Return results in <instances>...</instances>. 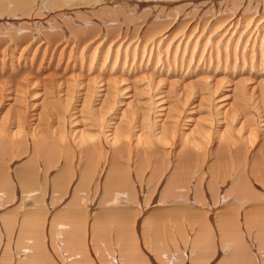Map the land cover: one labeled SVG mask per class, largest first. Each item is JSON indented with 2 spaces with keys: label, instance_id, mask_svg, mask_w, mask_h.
<instances>
[{
  "label": "bare ground",
  "instance_id": "obj_1",
  "mask_svg": "<svg viewBox=\"0 0 264 264\" xmlns=\"http://www.w3.org/2000/svg\"><path fill=\"white\" fill-rule=\"evenodd\" d=\"M45 1L0 0V25L9 27L3 29L7 37L22 33L24 35L19 37L23 40L28 33L21 31H28L30 26L34 29L30 28L28 46L19 49V55L34 47L39 50L44 40L45 44L52 43L49 45L57 48L67 44L78 47L74 48L86 55L87 63L82 58L80 62L74 58L64 63L66 75H75L77 65L83 70L81 81L67 82L60 76L56 82L50 81L53 84L43 92L37 90V83L30 82L34 84V92L30 90L32 93L26 91L25 94L46 100L45 103L41 100V108H36L39 100L22 104L25 91L19 89L7 93L9 108L0 104V264H264V202L262 193L251 197L253 187L249 184L251 181L248 182L264 175V160L256 152L260 148L247 149L246 143H242L244 137L238 133L253 128L250 127L254 125L253 119L249 121L248 116L257 112L264 115V100L252 87L237 88L246 79L241 77L235 84L240 94L230 90L231 94L228 88L235 82L227 78L224 70L213 73L219 61L224 64L223 69L226 67L227 58L231 73L243 74L241 67L246 60L255 68L253 60L257 50L260 68L256 74H261L264 24L256 20L259 17L246 18L248 22L240 24L239 7L231 15L227 14L229 19H216L207 28L204 22L199 29L188 28L189 25L183 26V23L173 28L177 18L163 22L159 17L148 27V19L154 16L150 12L151 17H145V22L133 32L134 36L128 38V34L122 35L118 28L107 35L108 31L85 27L90 18L100 16L105 10L97 8L98 0H48L47 6ZM136 1L141 3V0ZM45 7L47 12L44 13L41 8ZM121 10H106L109 18L99 27L105 28L114 19L117 21L123 14ZM3 17H11L15 22L7 26L10 22ZM16 21L21 22L18 29ZM125 30H129L128 27ZM109 49L113 58L110 56L108 61ZM246 49L250 56L246 55ZM120 52L122 55L117 60ZM236 60L240 64L234 69ZM199 61L204 64L203 68L212 64V69L203 70L198 66ZM161 62L175 64V71L182 78L179 84L166 82L165 77L175 76L176 72L168 75L160 66ZM185 77L190 80L186 82ZM123 82L139 83V86L125 87ZM160 83L169 84L168 89L162 87L164 92L159 91ZM63 97L75 99L81 106L86 101L85 109L77 111V107ZM258 98L263 100L261 107H256ZM211 115L217 119H211ZM133 117L137 119L129 128V119ZM226 117H229L227 126L234 123L232 129L236 134L230 135L227 130V135L223 131L230 128L222 124ZM263 117L259 116V122L264 128ZM206 118L210 119V127L205 125ZM14 120L17 128L14 124L10 127L12 130H6L7 124L11 122L13 126ZM206 128H215L217 142L206 148L202 161L199 156L203 143L199 136ZM20 130L24 131V138ZM177 130V137H173L176 140L166 144L164 134ZM16 147H19L18 152ZM132 148L142 152L131 153ZM228 162L248 163L250 169L231 170L230 185L213 196L209 204V197L202 191L203 178L207 175L216 179L222 174L220 177L226 182ZM149 165L153 166L151 175L157 174L165 181L161 190L154 191L155 198L160 191L159 197L168 202H164L165 214L148 212L151 204H143V196L140 197L144 191L137 194V199L140 198L137 202L133 201L134 193H140L141 188L131 179L138 178ZM81 194H88V198L96 194L99 199H90L83 209ZM239 194L249 198L246 202L257 201L242 210L241 227H237L239 223L235 219L223 215L226 209L235 208L225 207V204H236ZM151 203L159 201L156 198Z\"/></svg>",
  "mask_w": 264,
  "mask_h": 264
},
{
  "label": "rangeland",
  "instance_id": "obj_2",
  "mask_svg": "<svg viewBox=\"0 0 264 264\" xmlns=\"http://www.w3.org/2000/svg\"><path fill=\"white\" fill-rule=\"evenodd\" d=\"M104 1V3H106V4H103L102 2ZM98 0V5H97V8L99 9V8H101V9H105V10H103L104 12L102 13V11L100 12V16L99 15H95V16H93L94 17V19L93 18H90L87 22H88V24H86L85 25V27H89V28H91V27H93V31H98V30H104V33H106V31H108L107 32V35H109L110 33H113V29H117V31L120 29V31H122V35H123V33H125V34H128V38H132L133 36H134V34H133V32L136 30V28H138L139 26H141V24H143L144 22H145V19L147 18V16L148 17H151V13H152V15L154 14V16H152V18L151 19H148L149 20V22H147V26L149 27L150 25H152L153 23H155V20L157 19L156 17H159L158 18V20L159 21H163V22H166V20H172L173 18H177L178 19V21H177V23H176V21H175V26L173 25V28L175 27L176 28V26L179 24L180 25V23H183L182 25L183 26H185V25H189V27L188 28H191V27H197L198 29L199 28H203V26H204V24L206 25V28L207 27H210V26H208V25H213L214 24V21L216 20V19H221V18H230V17H228L229 15H231L232 14V12H233V10L235 11V10H237L239 7H240V10L238 9V17L239 18H242L243 20H246V21H243L242 19H241V22H240V24L242 23V22H248L247 21V19L248 18H257V17H259L258 19H256V20H258L259 22H261L262 24H264V0H173V2H172V0H153V2H150L151 0H141L140 2L141 3H139V2H137L136 0H134V1H130V0ZM126 1V2H125ZM137 2V4H136V2ZM147 1V2H146ZM155 1V2H154ZM215 1V2H214ZM230 1V2H229ZM232 1V2H231ZM241 1V2H240ZM46 2H47V4H46ZM119 2V3H118ZM164 2V3H163ZM172 2V3H171ZM205 2V3H204ZM207 2V3H206ZM248 2V3H247ZM45 3V6H47L48 5V0L47 1H45L44 2ZM102 3V4H101ZM130 3L132 4V5H130ZM145 3V4H144ZM148 3V4H147ZM149 3H151V4H149ZM161 3H162V5H161ZM201 3V4H200ZM203 3V4H202ZM213 3V4H212ZM222 3V4H221ZM158 4V5H157ZM233 4V5H232ZM237 4V5H236ZM105 5V6H104ZM110 5V6H109ZM151 5V6H150ZM169 5V6H168ZM213 5V6H212ZM214 5H215V7H214ZM129 6V8H124V7H128ZM191 6H193V7H191ZM109 7V8H108ZM119 7V8H118ZM168 7V8H167ZM195 7V8H194ZM198 9H197V8ZM200 7V8H199ZM107 8V9H106ZM124 8V9H123ZM131 8V9H130ZM149 8H150V10L151 9H154V13L152 12V10L150 11L149 10ZM163 8H164V10H163ZM185 8V9H184ZM87 9H89V6H87ZM117 9H122L121 11L123 12V14L122 15H120V16H118L116 19H118L117 21L114 19L113 20V22H111L110 24H108L109 26L108 27H103V26H101V27H99V25H100V23L102 24L104 21H106L105 20V18L106 19H108L109 17H108V15H107V13H108V11H106V10H110V11H112V10H114V11H116ZM130 9V10H129ZM166 9V10H165ZM41 10L45 13V11H46V7H45V9H43V8H41ZM48 10V9H47ZM64 10V9H63ZM74 10H76V8L74 9ZM126 10V11H125ZM132 10V11H131ZM156 10H157V12H156ZM198 10V11H197ZM200 10V11H199ZM229 10V11H228ZM232 10V11H231ZM78 11V10H77ZM83 11V10H82ZM86 11V10H85ZM124 11L125 12H127V13H124ZM131 11V12H130ZM242 11V12H241ZM47 12V11H46ZM129 12V13H128ZM151 12V13H150ZM173 12V13H172ZM198 12H199V14H198ZM144 13H146L145 15H144ZM186 13V14H185ZM207 13V14H206ZM215 13V14H214ZM230 13V14H229ZM54 15H55V13H53ZM128 16H127V15ZM142 14V15H141ZM168 14V15H167ZM198 14V15H197ZM227 14H229V15H227ZM150 15V16H149ZM158 15V16H157ZM161 15V16H160ZM183 15H185V16H183ZM246 15V16H245ZM122 16V17H121ZM125 16V17H124ZM141 16V17H140ZM168 16V17H167ZM175 16V17H174ZM193 16H195V18L193 17ZM198 16V17H197ZM200 16V17H199ZM202 16H203V18H202ZM241 16V17H240ZM248 16V17H247ZM88 17H91V16H88ZM99 17V18H98ZM127 17V18H126ZM143 17H144V19H143ZM146 17V18H145ZM165 19H164V18ZM192 17V18H191ZM244 17V18H243ZM4 19L5 18H8V22H10L9 24H6L7 26H9L10 24H11V22H15V20L14 21H11L10 20V18L11 17H3ZM69 18H73V17H69ZM68 17H66V19H69ZM120 18V19H119ZM124 18V19H123ZM132 18V19H131ZM136 18V19H135ZM153 18H154V20H153ZM161 18H162V20H161ZM196 18H197V20H196ZM207 18V19H206ZM214 18V19H213ZM247 18V19H246ZM261 18V19H260ZM73 19H77V18H73ZM196 20V22H195V20ZM201 19L203 20V21H201ZM213 19V20H212ZM152 20V21H151ZM116 21V22H115ZM119 21V22H118ZM150 21H151V23H150ZM200 21V22H199ZM210 21V22H209ZM17 22V25L15 26V28L16 29H18V25H20V21H16ZM99 22V23H98ZM133 22H134V24H133ZM198 22V23H197ZM203 22H204V24H203ZM206 22H208V24L206 23ZM213 22V23H212ZM1 23V22H0ZM19 23V24H18ZM187 23H189V24H187ZM201 23V24H200ZM126 24V25H125ZM195 24V25H194ZM196 24H197V26H196ZM112 25V26H111ZM129 25V26H128ZM136 25H138V26H136ZM200 27H199V26ZM1 27H2V24L0 25ZM96 26V27H95ZM120 26V27H119ZM131 26V27H130ZM5 27V28H4ZM4 27H2L1 29H0V31H2V33L0 34V40H2L1 38H3V40L2 41H0V104L2 103V105H3V108H5V109H7V108H9V103H10V101H6V99H7V96L10 94V93H13L15 90H17V89H19L18 91H21V92H24L23 94L25 95V98H23V103L22 104H29L30 102L32 103L34 100H39L37 103H38V107H36V108H41V106H43V104L41 103L40 104V102H42L41 100H43V98H30L29 96H28V94H27V96H26V91L27 92H34L33 90L34 89H32V88H34V84L32 83H30V82H35V83H37V90H39L40 92H41V90H42V92H43V90H44V88L46 89V88H48L47 86L50 84L51 85V83L53 84V82H56L57 80H58V78L60 77V76H63V78L64 79H66L67 80V82H68V80L70 81V82H72V83H75V82H78V81H81L82 79H83V77H84V72H83V70H81L79 67H78V65L77 66H75L74 68V70L76 71L74 74L75 75H71L70 76V74H68V75H66L67 73L66 72H64L63 70V67H65V65H64V63L65 62H67V61H72V60H74V58H76L75 60L77 61V62H80L81 61V58H82V60H87V57H86V55L84 54V56H83V52L81 51V50H76L78 47H76V46H70V44H69V46H68V44L65 46V47H56L55 45H49V44H52V43H48V44H45L43 41L44 40H42V43H44L43 45H42V43H41V45H40V48L38 47V49L39 50H37V47H34V48H32V50H28V52H26V53H24L23 52V54L22 55H19V49H23V48H25V47H27L26 46V43H27V41L29 40V36L28 35H30L31 33L29 32L31 29L30 28H32V26H30V27H27V29H28V31L25 29V30H22L21 32H23V33H28L27 34V36L26 37H24V39L22 40L21 39V37H19V36H22V35H24V34H22V33H16V36H8L7 37V34H6V30H8L9 29V27H6V26H4ZM126 27H128V29L129 30H125L126 29ZM10 28H12V26H10ZM109 28V29H108ZM145 28H146V25H145V27L143 26V30H145ZM3 29H6V30H3ZM33 29V28H32ZM83 29H84V26H83ZM34 30V29H33ZM198 31V30H197ZM20 32V31H19ZM127 32V33H126ZM26 33H25V35H26ZM21 34V35H20ZM130 34V35H129ZM5 37V38H4ZM7 38V39H6ZM17 38V39H16ZM25 38H27V39H25ZM16 39V40H15ZM14 41V42H13ZM3 43H4V45H3ZM7 45H6V44ZM10 43V44H9ZM73 44V43H72ZM74 44H76V43H74ZM9 45H11V46H9ZM48 45H49V47H48ZM55 46V47H54ZM9 47V48H8ZM13 47V48H12ZM45 47V48H44ZM47 47V48H46ZM67 47V48H66ZM74 47H76V49L74 48ZM15 48V49H14ZM54 48V49H53ZM56 48H57V50H56ZM71 48H73L74 50H72ZM255 48H257V47H255ZM6 49V50H5ZM9 49V50H8ZM63 49H64V51H63ZM227 49V48H226ZM2 50H4V51H2ZM8 50V51H7ZM43 50V51H42ZM54 50V51H53ZM59 50V51H58ZM228 50V49H227ZM35 51H36V53H35ZM62 51V52H61ZM70 51H72V52H70ZM75 51H77L78 53H79V55L75 52ZM111 51V52H110ZM246 51H248L247 49L245 50V52ZM4 52H6L4 55L2 54V53H4ZM15 52V53H14ZM33 53H35V54H33ZM74 53H76L75 54V56H74ZM108 53L110 54H107V56H108V61H109V57L110 56H112V58H113V52H112V49H109V51H108ZM122 52H120V55L118 56V58H117V60H119V57L122 55L121 54ZM139 53V52H138ZM26 54V55H25ZM29 54H31V55H29ZM80 54H82V55H80ZM118 53H116V51L114 52V56H116ZM166 54V53H165ZM28 55V56H27ZM43 55V56H42ZM58 55V56H57ZM76 55H77V57H76ZM246 55H248V56H250V53H249V51L248 52H246ZM257 55V56H256ZM256 55H255V57H256V59L255 60H253V62H254V65H255V68H253L252 69V67H250L251 66V62H248V60H246V62L244 61V64L242 65V67H241V69L243 70V68H244V70L242 71L243 72V74H241V75H239L238 73H231V65H230V60L227 58V61H226V67H224V69H223V66H224V64L222 65V62H218V66L216 65L215 66V72H213L214 73V75L215 74H218L219 73V70H221V71H223L224 70V72H225V74L227 75V78L228 79H231L232 81H234L235 83H234V85H232V87H230V88H228V90L230 91H232V92H234L235 94H237V95H239L240 93H238L237 92V90H236V86L238 85H236L235 86V84H236V82H237V80L238 79H240L241 77L242 78H244V79H246V81L245 82H242L241 84H243V85H240V86H237V88L238 89H248V88H250V87H252V88H254V92L255 93H257V94H260L261 95V99H263L264 100V67H261V74H256L257 73V68H260V66L258 67L257 66V64H258V59H259V53H258V51L256 50ZM18 56H20V57H18ZM24 58V57H27V59L26 58H22V57ZM72 56V57H71ZM81 56V57H80ZM160 56H161V58H162V60H165V55H163V53H161L160 54ZM247 56V57H248ZM5 57V58H4ZM254 57V58H255ZM1 58H3L2 59V61H1ZM79 60H78V59ZM249 58V57H248ZM15 59V60H14ZM18 59V60H17ZM18 61V66H16L15 64L17 63V61ZM21 60H23V62L21 61ZM25 60H27L26 62H25ZM31 61V66H29V63H30V61ZM84 61L85 63H87V61ZM21 61V62H20ZM167 61H170L169 60V58L167 57ZM49 62V63H48ZM164 62V61H163ZM163 62H161V64H163V66L160 64V66L162 67V69H164L166 72H167V74L168 75H170L171 74V72H176V75L175 76H170L169 78L166 76L165 77V80H166V82H174V83H177V84H179L182 80V78L180 77V74L177 72V71H175V69L177 68L176 66H175V64L172 66L171 64H168V65H164V63ZM257 62V63H256ZM26 63H28L27 64V67H26ZM69 63V62H68ZM221 63V64H220ZM236 64L235 65H233L234 66V69H237L238 67V65L240 64V61L239 60H236V62H235ZM263 63H264V51H263ZM21 65V67H20V65ZM245 64H247V65H245ZM250 66H249V65ZM3 65V66H2ZM23 65H25L24 67H23ZM172 67H171V66ZM210 65V66H209ZM208 66H207V68H203L204 67V64L202 63L201 64V61H199V64H198V66H200V67H202V69L203 70H207V72H208V70L210 71L211 69H212V64H209ZM245 65V66H244ZM2 66V67H1ZM44 66V68H42ZM165 66V67H164ZM228 66V67H227ZM232 66V67H233ZM247 66V67H246ZM17 67H20V68H22V69H20V68H17ZM31 67V68H30ZM51 67V68H50ZM166 67H168L167 69H166ZM209 67V68H208ZM219 67V68H218ZM237 67V68H236ZM28 68V69H27ZM174 68V69H173ZM2 69V70H1ZM14 71H13V70ZM17 69H19V70H17ZM24 69V70H23ZM31 69V70H30ZM34 69V70H33ZM40 69H42L41 71H40ZM49 71L48 73H50V72H52V73H50V75L48 76V73H47V70ZM52 69V70H51ZM28 70V71H27ZM62 70V71H61ZM35 71H37V72H35ZM43 71H45V72H43ZM82 71V72H81ZM6 72V73H5ZM15 72V73H14ZM26 72V73H25ZM28 72V73H27ZM62 72H64V73H62ZM81 72V73H80ZM19 73V74H18ZM21 73V74H20ZM32 73V74H31ZM44 73V74H43ZM46 73V74H45ZM56 73V74H55ZM263 73V74H262ZM4 74V75H3ZM12 76H11V75ZM17 74V75H16ZM38 74L40 75V76H38ZM52 74H55V75H53L52 76ZM59 76H58V75ZM61 74V75H60ZM249 74V75H248ZM10 75V76H9ZM14 75H16V76H14ZM27 75V76H26ZM41 75H44V77L42 76V78H41ZM47 75V76H46ZM3 76V77H2ZM31 76H35L34 77V79H33V77H31ZM37 76V77H36ZM12 77V78H11ZM45 77H47V79L45 78ZM51 79H50V78ZM73 77V78H72ZM41 78V79H40ZM71 80H70V79ZM186 78V82L188 81V80H190V79H188L187 77H185ZM11 79V80H10ZM15 80V82L14 81H12V80ZM43 79V80H42ZM49 79V80H48ZM53 79V80H52ZM63 79V80H64ZM21 80V81H20ZM41 83V84H39V82ZM50 82V81H53V82H50V83H48V81ZM60 80V79H59ZM37 81V82H36ZM44 81V82H43ZM44 83V84H43ZM29 84V85H28ZM77 84V83H76ZM123 84H125L124 86L125 87H131V88H133L134 86H139V83H136V84H134V85H132V84H129V83H127V82H123ZM123 84H122V86H123ZM14 85V86H13ZM36 85V84H35ZM49 85V86H50ZM127 85V86H126ZM166 85L167 86H169V84H163V83H160V88H158V89H161V90H159V91H163L164 92V89H168L167 87H166ZM19 86V87H18ZM33 86V87H32ZM234 86V87H233ZM29 87V88H28ZM162 87H165L164 89H162ZM176 88H178L179 87V85H176L175 86ZM12 88V89H11ZM21 88V89H20ZM233 88V89H232ZM5 89V90H4ZM12 90H14V91H12ZM31 90V91H30ZM38 91V92H39ZM230 91V92H231ZM31 92V93H32ZM231 92V94H233ZM7 93H9V94H7ZM40 95H42V93L41 94H38V96H40ZM29 97V98H28ZM63 98H67L70 102H72L71 103V106H75V107H77V111H81V110H84L85 109V102L86 101H84V105L83 106H81L80 105V103L78 102V104L75 102V99L74 100H70L69 98L70 97H63ZM260 99V100H261ZM28 100H32V101H28ZM259 100V98H258V100H257V104H258V106L256 105V107H261V105L260 104H262V102H263V100L262 101H260ZM43 102H44V100H43ZM45 102H47L46 100H45ZM44 102V103H45ZM261 102V103H260ZM30 103V104H31ZM40 104V105H39ZM248 104V103H247ZM251 104H249V106H250ZM88 106V105H87ZM1 111V110H0ZM76 111V113H78ZM257 114H258V112L256 113V114H254L253 116H248L249 117V121H251L252 119H253V121H251V123L252 124H254L253 126H250V127H253V128H251V130L250 129H248V128H245V130L244 131H239L238 133L240 134H238L239 136H243L244 137V139H245V142H242L243 143V145H244V143H246L245 144V146H247L246 148L248 149H251V148H253L254 150H256L257 148H260V149H257L256 150V152H258V154H260V156H261V158H263V160H264V128L261 126V122H259L260 120H259V116H260V118L261 117H263L264 115L262 114V113H260V114H258L259 116H257ZM261 114L263 115V116H261ZM78 115V114H77ZM76 115V116H77ZM256 116V117H255ZM211 117V119L213 118V119H217L216 118V116H215V118H214V116L213 115H211L210 116ZM254 117H255V119H254ZM135 118L137 119V117H133L132 119L133 120H130L129 119V122H131L130 123V125H129V128H130V126L132 125V123L134 122V120H135ZM227 118H229V117H226V120L224 119V121H223V123L222 124H225V126H226V128H228V127H230L229 129H224L223 131L227 134L228 132H227V130H229V134L230 133H233V134H236V133H234L235 131H234V129H232V127L234 126V123H232L233 125H231V123H230V126H227V125H229V120L227 119ZM264 118V117H263ZM141 119V118H140ZM220 119V118H219ZM248 120V119H247ZM45 121V120H44ZM43 120H42V122H44ZM14 122L15 123H13V126H11L12 124H11V122L10 123H8L7 124V127H6V130H12L11 128H13L14 127V124H15V128H17V123H16V121L14 120ZM150 122V121H149ZM201 122V121H200ZM254 122V123H253ZM204 123V122H203ZM205 125H207V126H211V124H210V119H208V118H206V121H205ZM149 124V123H148ZM260 124V125H259ZM247 125V124H246ZM257 125V126H256ZM222 127H223V125H221ZM248 126V125H247ZM255 126V127H254ZM259 126V127H258ZM11 127V128H10ZM235 127V126H234ZM233 127V128H234ZM257 127V128H256ZM255 128V129H254ZM263 128V129H262ZM214 129V130H213ZM213 129H210V128H206V129H204V132H202V134H200V136H199V139H202L201 141H202V145L200 146V148L203 146V148H201L202 149V151H201V155L199 156V159H201L202 161L205 159L203 156H204V154L206 153V151H207V149H208V147L209 146H211V145H213V144H216V140H217V136H216V130H215V128H213ZM252 129H253V132H252ZM9 130V131H10ZM231 130V131H230ZM17 131H19L18 129H17ZM234 131V132H233ZM20 134H22V136H23V138H24V131H22V130H20ZM178 133V130L176 131V132H174L173 134L172 133H170V131H169V133L166 135V134H164L166 137V139H164L165 141H166V144H167V142L169 143L170 141H172V140H176V139H174L173 137H177V134ZM207 133V134H206ZM199 134V133H198ZM233 134H230V135H233ZM228 135V134H227ZM246 135H248V136H246ZM20 136V135H19ZM216 136V137H215ZM226 137H228V136H226ZM225 137V138H226ZM248 137V138H247ZM19 138V137H18ZM16 139L17 141H19L20 139ZM22 138V137H21ZM188 138V137H187ZM186 138V140H188ZM190 138V137H189ZM196 138H197V136H196ZM248 139V140H247ZM209 141V142H208ZM213 141V142H212ZM208 143H209V145H208ZM165 144V143H164ZM239 144V143H238ZM249 144V145H248ZM237 145V144H236ZM165 147H168L167 145H164ZM164 146H162V147H164ZM160 147V146H159ZM207 148V149H206ZM236 148L237 147H234V149H235V151H236ZM16 149V151L18 152L19 151V147H16L15 148ZM20 149H21V147H20ZM200 149V150H201ZM234 149H232L231 151H233ZM200 150H197V153L198 152H200ZM138 152L139 150H134V148H132V150H131V153H135V152ZM141 151V150H140ZM140 151H139V153H140ZM234 151V152H235ZM260 151V152H259ZM21 152V151H20ZM142 152V151H141ZM27 155V154H26ZM201 160H200V162L199 163H201ZM244 164H246L245 166H244ZM240 165V166H239ZM239 165H237L236 163H233V164H230L229 162L227 163V166H226V169L227 170H225L226 172H227V175H228V173H229V175L227 176V177H225V178H228L227 179V181L226 182H224V180L222 179L223 178V176L222 177H220L222 174H220V176H218V177H216V179L214 178H210L209 176H204V178H203V181H202V184H203V187L202 188H204V189H202V191L203 190H205V193H206V195H207V198L209 199V204H211V199H213V196H216V194L218 195V193H220V191H221V189H224V188H228V187H226V185L230 182L229 180L233 177V176H231L230 177V175H231V170H233V169H235V170H243V168L244 169H248V167H249V164L248 163H241V164H239ZM242 165V166H241ZM252 166H253V164H252ZM255 168H256V166H254ZM264 168V167H263ZM262 168V169H263ZM250 169V168H249ZM248 169V170H249ZM141 170V169H140ZM153 170V166L152 165H149L148 167H146L145 169H143V173L140 175V176H138V178L136 177H132V181L134 180V182H135V185H136V187L137 188H141V190H140V193H139V191H137V192H135L134 194H135V197H134V200L133 201H136L137 202V200H139L140 198H138L137 199V196L138 195H140L142 192L141 191H144L143 192V194H141L140 195V197H142V200L144 201V203L143 204H147V205H150L151 204V206H150V208L148 209V212H151V211H158V212H160V211H162L164 214H165V212L166 211H164L163 209L164 208H166L167 207V205H165L164 204V202L165 203H168V202H166V201H162V199L159 197V195H160V191L159 192H157L158 193V196L156 197L157 198V200L159 201V203L158 204H154V203H151L154 199H156L155 198V192L157 191V190H161L163 187V185L165 184V181L163 180L162 181V179H159L161 176H159V178H158V175L156 174V175H151V172L150 171H152ZM263 171H264V169H263ZM145 172V173H144ZM241 172H243V171H241ZM140 173H141V171H140ZM158 173V172H157ZM146 174V175H145ZM263 174V173H262ZM135 178V179H134ZM157 178V179H156ZM139 179V180H138ZM161 180V181H160ZM264 175H261L260 177H259V179L258 178H255V180L253 179V182H252V180H248V182L249 181H251V183H249L250 184V186H252L253 187V189H252V192H253V194L251 195V197H253V195L254 196H257V195H261V193H262V201L264 202ZM205 181V182H204ZM260 181V182H259ZM232 182V181H231ZM157 183H159V187L157 186ZM160 183H161V185H160ZM163 183V184H162ZM226 183V184H225ZM140 185H141V187H140ZM228 185H230V183L228 184ZM156 186H157V188H156ZM223 186V187H222ZM162 187V188H161ZM263 187V188H262ZM154 188V189H153ZM144 189V190H143ZM257 190V191H256ZM155 191V192H154ZM202 193V192H201ZM138 194V195H137ZM212 194V196H210ZM205 195V194H204ZM80 201L82 202L81 203V206L83 207V209H86L85 208V206H84V204L86 203H88L89 201H91L90 199H92V198H94L93 199V201H95L96 199H99L98 197H99V195L97 196L96 194H93V196L92 197H90V198H88V194H84V196H83V194H81L80 195ZM238 197L239 198H235V199H238V201H236L237 203L236 204H233V205H229V204H225V207H235L234 209H226L224 212H223V215H225L226 216V218H232V219H235L236 220V222H238L239 224H238V226L237 227H241V225L243 226V220L242 221H240V219H241V216H242V214H243V211L244 210H246V209H248L249 208V206L250 205H252V204H255V203H257V201L256 200H253V201H250V202H246V201H248L247 199H249L248 197H245V198H243L242 197V195H238ZM7 197L5 196V199H6ZM110 198V196L108 197V199ZM152 198V199H151ZM112 199V198H111ZM111 199H110V201H111ZM245 201V202H243L242 203V201L243 200ZM255 199V198H254ZM8 201L10 200V199H7ZM82 200H84V201H82ZM86 200V201H85ZM161 200V201H160ZM239 200H241L240 201V203H239ZM98 201V200H97ZM85 204V205H86ZM136 205H138L137 203H136ZM135 205V206H136ZM80 206V207H81ZM137 207V206H136ZM244 209V210H243ZM136 210V209H135ZM135 210H133L134 212H135ZM145 210H147V209H144V211ZM243 210V211H242ZM222 215V216H223ZM165 217H167V219H169L170 220V218H169V216H167V215H164ZM166 220V219H165ZM240 223H242V224H240ZM242 231V230H241ZM10 248V247H9ZM11 248H13V247H11Z\"/></svg>",
  "mask_w": 264,
  "mask_h": 264
}]
</instances>
